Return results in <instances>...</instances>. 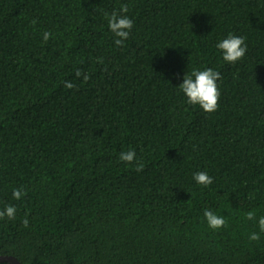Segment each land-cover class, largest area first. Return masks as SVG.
<instances>
[{"label": "trees", "instance_id": "trees-1", "mask_svg": "<svg viewBox=\"0 0 264 264\" xmlns=\"http://www.w3.org/2000/svg\"><path fill=\"white\" fill-rule=\"evenodd\" d=\"M122 4L134 26L118 46ZM229 34L246 38L234 64L216 47ZM207 68L222 77L212 113L179 87ZM132 149L143 171L119 159ZM8 205L0 255L23 264H264V0H0Z\"/></svg>", "mask_w": 264, "mask_h": 264}, {"label": "clouds", "instance_id": "clouds-1", "mask_svg": "<svg viewBox=\"0 0 264 264\" xmlns=\"http://www.w3.org/2000/svg\"><path fill=\"white\" fill-rule=\"evenodd\" d=\"M129 8L127 4H122L120 12H113L108 18V24L110 30L114 33L118 39L115 43L118 46H122L123 42L130 36L131 30L134 26V21L127 15ZM36 21H33L35 24ZM52 36V33L45 31L43 33V39L45 43ZM246 38L229 34L227 38L220 41L216 47L222 50L223 59L229 63H236L244 58L247 52ZM87 79V77H85ZM222 79L221 73L211 68L205 70H193L191 74H186L183 82L179 85L182 92L187 97L188 103L192 105H199L205 112L212 113L218 109L220 100V89L217 81ZM119 159L129 164L136 163V171H143V164L136 160V152L134 149L127 152H121ZM194 180L196 183L208 186L213 183V178L205 171H199L194 174ZM26 193L17 188L13 192V196L16 200L21 199ZM16 208L12 205H8L4 211H0V219L7 217L8 219H15ZM204 217L206 218L208 226L213 230H218L226 226V219L217 215L210 209L204 210ZM256 216L253 212L247 213V220H255ZM24 226H28V220L23 221ZM258 225L261 232H264V216H261L258 220ZM249 239L252 241H258L260 235L253 232Z\"/></svg>", "mask_w": 264, "mask_h": 264}, {"label": "water", "instance_id": "water-1", "mask_svg": "<svg viewBox=\"0 0 264 264\" xmlns=\"http://www.w3.org/2000/svg\"><path fill=\"white\" fill-rule=\"evenodd\" d=\"M8 262L10 264H23L16 256L10 254L0 255V264Z\"/></svg>", "mask_w": 264, "mask_h": 264}]
</instances>
